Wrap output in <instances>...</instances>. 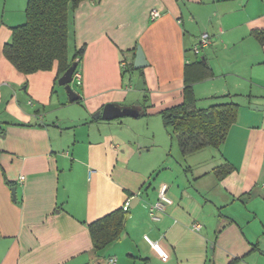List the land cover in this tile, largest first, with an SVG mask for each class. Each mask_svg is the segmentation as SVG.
Listing matches in <instances>:
<instances>
[{"label":"crops","instance_id":"crops-1","mask_svg":"<svg viewBox=\"0 0 264 264\" xmlns=\"http://www.w3.org/2000/svg\"><path fill=\"white\" fill-rule=\"evenodd\" d=\"M27 3L0 0V264H264V0H83L74 101L57 63L23 73L4 53ZM138 45L148 64L125 74ZM198 60L213 74L194 83L197 106L239 108L218 148L184 151L161 111L183 102ZM108 103L140 114L94 117ZM162 184L171 203L154 220ZM119 208L121 235L96 248L89 224Z\"/></svg>","mask_w":264,"mask_h":264},{"label":"trees","instance_id":"trees-1","mask_svg":"<svg viewBox=\"0 0 264 264\" xmlns=\"http://www.w3.org/2000/svg\"><path fill=\"white\" fill-rule=\"evenodd\" d=\"M82 1L28 0L26 21L13 28L12 38L4 46L5 55L23 73L51 69L57 63L60 77L73 62L78 63V70L84 46L70 58L69 34L72 15ZM256 37L264 44V30L256 32ZM133 69V64L126 63L123 72ZM212 74L202 60L187 62L183 102L161 111L165 126L184 151L206 146L218 148L237 118L239 105L233 101L217 102L206 108L197 106L194 83ZM127 214L119 208L89 224L96 248H103L121 235Z\"/></svg>","mask_w":264,"mask_h":264},{"label":"water","instance_id":"water-1","mask_svg":"<svg viewBox=\"0 0 264 264\" xmlns=\"http://www.w3.org/2000/svg\"><path fill=\"white\" fill-rule=\"evenodd\" d=\"M148 61L145 55V52L141 45L137 46L136 50V58L134 62L135 69H141L147 66ZM78 66L77 62H73V64L59 77L58 83L65 87L68 97L71 101L77 100L80 98V95L73 89L72 82L74 72ZM135 87L137 89H144L145 84L143 78H138ZM252 106V108H257L258 106ZM140 113L133 108H121L113 103L106 104L102 110L98 112V114L94 117L99 118L102 117L104 119H113L123 116H138Z\"/></svg>","mask_w":264,"mask_h":264},{"label":"built area","instance_id":"built-area-1","mask_svg":"<svg viewBox=\"0 0 264 264\" xmlns=\"http://www.w3.org/2000/svg\"><path fill=\"white\" fill-rule=\"evenodd\" d=\"M150 14L152 18H157L161 15V12L158 9H153L151 10ZM209 42L210 34L208 32H204L200 36L199 42L194 46V52L198 54L204 46L209 44ZM73 81H76L78 84H81L82 82V75L78 70H75L74 72ZM167 191L168 185L162 184L159 189L157 201L154 202L149 208L150 215L154 220L160 219V216L157 214V211H164L166 206L171 203V198L168 196ZM195 227L199 228L200 225L196 224ZM145 238L151 243V245L155 248V250L159 253L163 260H167L169 258V253L159 244L158 241L151 240L148 236H145ZM105 264H117V258L115 256H111L106 260Z\"/></svg>","mask_w":264,"mask_h":264},{"label":"rangeland","instance_id":"rangeland-1","mask_svg":"<svg viewBox=\"0 0 264 264\" xmlns=\"http://www.w3.org/2000/svg\"><path fill=\"white\" fill-rule=\"evenodd\" d=\"M72 48H73V46H72V42L69 41V52L72 50ZM58 87L61 88V86H58ZM72 87H73V89L76 90V91H79V90L81 89L80 86L77 85L75 81L72 82Z\"/></svg>","mask_w":264,"mask_h":264}]
</instances>
